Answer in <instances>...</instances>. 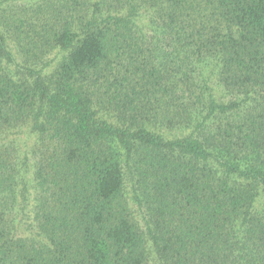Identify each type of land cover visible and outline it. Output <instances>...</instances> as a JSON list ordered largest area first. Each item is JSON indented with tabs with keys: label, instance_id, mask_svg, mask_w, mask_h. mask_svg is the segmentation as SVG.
<instances>
[{
	"label": "trees",
	"instance_id": "trees-1",
	"mask_svg": "<svg viewBox=\"0 0 264 264\" xmlns=\"http://www.w3.org/2000/svg\"><path fill=\"white\" fill-rule=\"evenodd\" d=\"M0 264H264V0H0Z\"/></svg>",
	"mask_w": 264,
	"mask_h": 264
}]
</instances>
